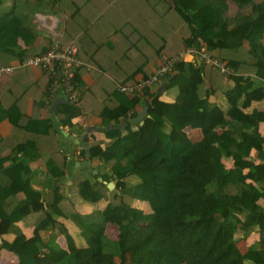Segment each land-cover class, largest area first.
I'll use <instances>...</instances> for the list:
<instances>
[{"label":"trees","instance_id":"16d2710c","mask_svg":"<svg viewBox=\"0 0 264 264\" xmlns=\"http://www.w3.org/2000/svg\"><path fill=\"white\" fill-rule=\"evenodd\" d=\"M233 1L238 7L250 5V12L228 16L227 0H166L159 18L166 28L156 55L164 61L187 45H204L236 72L226 76L200 60H180L174 66L177 74L164 88L176 87L169 101L151 91L145 97L120 91L102 75L106 90L111 88L109 96L94 109L84 100L94 88L82 91L81 109L99 113L108 106L103 124L128 120L144 104L147 114L142 124L102 130L111 139L107 144L96 136L88 139L76 157L82 164L73 171L59 143L60 126L81 135L83 122L72 119L85 114L64 101L42 117L47 85L44 95L33 96L29 114L19 105L25 102L22 94L13 90L11 104L0 95V120L12 122L11 133L0 135V262L2 252L15 258L6 264H259L250 258L251 251L264 259V247L243 252L238 245L254 225L264 231V205L259 202L264 172L258 171L259 161L264 164V134L259 130L264 109H247L254 99L264 100V0ZM18 37L31 47L35 34L17 16L0 14V64L45 50L27 52ZM20 68L0 75V86ZM220 96L227 100L226 109ZM187 127L199 128L202 137L193 140ZM253 138L262 144L255 157ZM38 157L45 174L55 180L45 190L32 180L30 161ZM95 159L105 167L98 172L101 179L93 172ZM66 176L72 192L86 200L105 199L106 204L80 210L61 191ZM108 181L114 182L112 188ZM135 199L146 200L150 211L135 205ZM33 213L27 234L19 221ZM60 217L76 226L83 243L75 242ZM108 222L117 226L114 238L107 233ZM44 230L51 232L46 238ZM238 231L242 236H236Z\"/></svg>","mask_w":264,"mask_h":264},{"label":"crops","instance_id":"0c3cea01","mask_svg":"<svg viewBox=\"0 0 264 264\" xmlns=\"http://www.w3.org/2000/svg\"><path fill=\"white\" fill-rule=\"evenodd\" d=\"M227 1L229 5L228 16L234 17L238 11L250 12V5L238 7L233 0ZM166 7V0H0V14L17 16L23 25L31 28L34 32L35 39L31 47L25 43L22 37L17 39L18 45L25 48L27 52L36 53L48 48L55 35L59 37L60 41L76 42L80 55L89 63V65H82L78 69L79 82L83 86V91L94 88L93 92H88L84 96L86 105L94 109L97 108L96 102L101 101L103 97L107 98L109 96L108 90L111 89L108 86V90H106L108 83L102 75L109 78L114 84L124 79H132V76L136 80L146 73H151L155 66L160 63L161 58L156 55L158 53L156 50L157 48L160 49L158 43L162 42L166 25L161 24L159 18L166 11ZM189 58L198 61L196 57L190 55L185 59ZM18 59L12 58L9 61L14 63ZM46 85L47 76L42 70L32 66H21L1 83L0 95L3 94L6 103L11 104L13 97L11 92L13 90L16 94H22L25 96V102L22 101L19 105L24 108L26 114H29L32 110L33 96L44 95ZM159 85L155 84L150 91L158 94L160 99L173 100L176 87L166 89L164 87L159 90ZM219 103L223 109L228 107L224 96L219 97ZM252 107L264 109V100L254 99L247 109ZM85 112L83 118L75 116L72 119L77 123L83 122L81 125L85 126V130L81 135H77L73 131V133L69 132L67 126H60L62 131L59 143L66 154L74 152L76 144L79 143L77 140L85 134L87 126L104 125L102 116L108 115L110 108L105 105L99 113L89 109H86ZM40 114L42 117H47L45 106L40 109ZM218 130L222 129L219 128ZM259 130L264 134V121L259 122ZM11 131L12 122L8 117H4L0 120V135H9ZM186 131L193 140L202 137L199 128L187 127ZM92 136L103 139L104 144L111 141L102 130L92 129L88 132V139ZM252 144L254 146L252 155L255 157L256 151L262 147V144L254 138ZM73 157L74 160L66 161L70 171L82 164L74 155ZM227 162H230V157L227 158ZM259 162L258 171L264 172V164ZM93 163L95 164L94 173L98 174V172L105 171L102 160L95 159ZM30 166L33 170L32 180L36 188L45 190L55 183V180L50 179L43 171V159L41 157L31 160ZM99 176L101 177L100 174L97 177ZM129 180L136 181V178L130 176ZM60 186L61 191L71 196L75 205L84 212L94 208H102L107 202L105 199L86 200L72 192L68 176L63 179ZM259 202L264 205V197L260 198ZM134 204L144 211H150V206L146 200L135 199ZM35 216L36 213L29 214L19 221L27 234L32 231ZM61 219L66 222L75 242L77 244L83 243L84 240L79 236L76 226L64 218ZM106 230L110 237L117 236L115 223L108 222ZM50 233V230L42 231L45 238ZM4 236L10 239L13 234L5 233ZM236 236H242V232L238 231ZM58 240L62 246L66 247V240L63 235H58ZM238 245L243 252H246L250 246L264 247V231L258 224L254 225L250 232L238 241ZM249 255L257 263L264 264V259L259 258L253 251ZM250 258L248 261L253 263L254 261ZM14 260L12 254L2 252L1 264L11 263Z\"/></svg>","mask_w":264,"mask_h":264},{"label":"built area","instance_id":"2783aa9c","mask_svg":"<svg viewBox=\"0 0 264 264\" xmlns=\"http://www.w3.org/2000/svg\"><path fill=\"white\" fill-rule=\"evenodd\" d=\"M188 55L196 56L201 62L216 66L226 76L236 72L234 67L225 59L212 54L204 45L190 44L161 61L148 75L139 77L131 83L118 81L116 87L120 91L145 97L152 86L161 84L167 74L177 71L174 68L176 62L184 60ZM82 65H89V63L80 55L77 44L70 42L62 45L59 37L55 35L44 51L18 59L14 63L0 64V75L10 73L14 68L20 66L39 68L48 77L47 97L45 99L47 116L51 115V103L57 95H64L66 101L80 109V114H85V110L81 109L80 101L83 86L76 78L77 70ZM83 145L81 141L77 143L74 152L67 153L66 160L69 162L71 155L80 158L79 154Z\"/></svg>","mask_w":264,"mask_h":264},{"label":"water","instance_id":"95a60500","mask_svg":"<svg viewBox=\"0 0 264 264\" xmlns=\"http://www.w3.org/2000/svg\"><path fill=\"white\" fill-rule=\"evenodd\" d=\"M177 74V71L172 72L168 77H166L162 83L159 85V90H161L162 88L166 87L168 80L170 78H173L175 75ZM66 101L65 96L64 95H57L52 103H51V108L54 109L56 107V105L59 102H64ZM147 114V105H143V107L136 113L135 116L129 118L128 120H122L120 123H109V124H104V125H100V126H96V125H89L86 127V132L85 134L77 140V142H83L84 145H87V139H88V132L91 131L92 129H97V130H104V129H110V128H125V126L128 123H138V124H142L144 119V115ZM96 171V170H95ZM99 179H101V177H98ZM113 181H108L107 185L108 187L112 188L113 187Z\"/></svg>","mask_w":264,"mask_h":264}]
</instances>
